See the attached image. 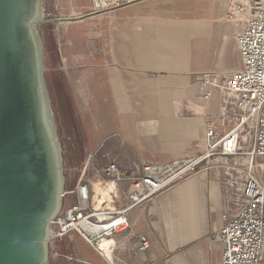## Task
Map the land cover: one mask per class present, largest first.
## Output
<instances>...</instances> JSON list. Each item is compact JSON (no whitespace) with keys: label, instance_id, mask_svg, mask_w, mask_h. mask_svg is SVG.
Returning <instances> with one entry per match:
<instances>
[{"label":"crops","instance_id":"obj_1","mask_svg":"<svg viewBox=\"0 0 264 264\" xmlns=\"http://www.w3.org/2000/svg\"><path fill=\"white\" fill-rule=\"evenodd\" d=\"M62 4L57 0V9ZM230 4L101 0V7L83 3L66 15L75 20L58 22L59 53L84 115L89 152L76 187L65 190L70 206L79 185L88 183L93 209H118L128 185L107 180L101 173L106 165L141 172L148 164L192 159L206 149L211 118L221 127L236 123L233 95L216 89L202 100L196 81L199 73L223 76L242 68L237 28L226 18ZM221 165L204 162L134 207L129 228L112 237L89 243L71 230L65 237L72 263L221 264L213 234L235 211L242 179ZM141 236L149 238L150 249L139 250Z\"/></svg>","mask_w":264,"mask_h":264},{"label":"water","instance_id":"obj_2","mask_svg":"<svg viewBox=\"0 0 264 264\" xmlns=\"http://www.w3.org/2000/svg\"><path fill=\"white\" fill-rule=\"evenodd\" d=\"M75 19L57 0H0V264H73L52 222L89 155L59 53L58 22Z\"/></svg>","mask_w":264,"mask_h":264},{"label":"built area","instance_id":"obj_3","mask_svg":"<svg viewBox=\"0 0 264 264\" xmlns=\"http://www.w3.org/2000/svg\"><path fill=\"white\" fill-rule=\"evenodd\" d=\"M229 1L226 18L237 28L242 68L223 76L214 71L199 73L196 81L202 100H209L216 89L233 95L229 105L235 109L236 123L226 122L221 127L211 118L206 128V149L192 159L148 164L141 172L109 163L101 173L107 180L128 185L124 205L113 211L94 210L89 184H80L78 201L52 222L60 225L56 235L75 230L89 243L112 237L129 228V212L134 207L180 182L204 162L235 157L242 178L235 192L237 205L225 216L223 227L214 232L213 241L221 246V264H264V0ZM229 178L232 186L236 178ZM101 216L108 218L101 221ZM138 245L141 251L151 248L147 236H141Z\"/></svg>","mask_w":264,"mask_h":264},{"label":"rangeland","instance_id":"obj_4","mask_svg":"<svg viewBox=\"0 0 264 264\" xmlns=\"http://www.w3.org/2000/svg\"><path fill=\"white\" fill-rule=\"evenodd\" d=\"M62 1H63V4H62L63 8L58 9V14L59 15L61 14L60 16H58L60 18L66 17L67 14H70V13L72 14L76 9L75 7H77L79 9V8H81V5L83 3L88 8L89 7L92 9L96 8L94 0H62ZM111 2H114V1H111ZM111 2L108 1V3H111ZM75 12H78V11H75ZM238 157H240V156H238ZM240 158H242V157H240ZM235 160H236L235 157H228V158H220L218 160H214V162L216 164H223V165H221L223 170L228 171L232 175H236L237 171L240 170L241 165H238V163ZM239 160H242V159H239ZM242 162L245 164L246 160L244 159Z\"/></svg>","mask_w":264,"mask_h":264},{"label":"bare ground","instance_id":"obj_5","mask_svg":"<svg viewBox=\"0 0 264 264\" xmlns=\"http://www.w3.org/2000/svg\"><path fill=\"white\" fill-rule=\"evenodd\" d=\"M102 1L106 4V3H108V1L111 2V1H115V0H102ZM99 203H101V202H99Z\"/></svg>","mask_w":264,"mask_h":264},{"label":"trees","instance_id":"obj_6","mask_svg":"<svg viewBox=\"0 0 264 264\" xmlns=\"http://www.w3.org/2000/svg\"><path fill=\"white\" fill-rule=\"evenodd\" d=\"M64 207H67V205L64 204ZM54 264H58V263L56 262V263H54Z\"/></svg>","mask_w":264,"mask_h":264}]
</instances>
